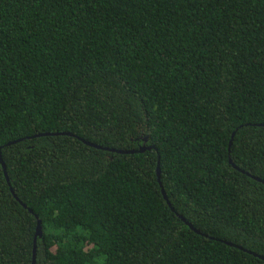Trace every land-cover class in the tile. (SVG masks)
Returning a JSON list of instances; mask_svg holds the SVG:
<instances>
[{
	"label": "trees",
	"instance_id": "16d2710c",
	"mask_svg": "<svg viewBox=\"0 0 264 264\" xmlns=\"http://www.w3.org/2000/svg\"><path fill=\"white\" fill-rule=\"evenodd\" d=\"M0 155V264H264V0H0Z\"/></svg>",
	"mask_w": 264,
	"mask_h": 264
},
{
	"label": "water",
	"instance_id": "95a60500",
	"mask_svg": "<svg viewBox=\"0 0 264 264\" xmlns=\"http://www.w3.org/2000/svg\"><path fill=\"white\" fill-rule=\"evenodd\" d=\"M45 135H47V134H43L42 136H45ZM48 135H49V134H48ZM87 144H88V145H91V144H89V143H87ZM91 146H94V145H91ZM94 147H95V146H94ZM97 148H100V147H97ZM149 149H151V148H149ZM107 151H111V152H115V153H119V154H132V153H136V152L143 153V152L145 151V148H142V149L139 150V151H126V152H124V151H116V150H107ZM159 159H160V158H159ZM0 160H1V164L3 165L4 169L6 170L5 165H4V162H3L2 158H1V155H0ZM230 164H231L235 169L239 170L231 160H230ZM6 175H7V173H6ZM158 177H159V180H160V168H158ZM257 180H259V179H257ZM162 192H163L164 198L167 200V196H166L164 190H163ZM181 219H182L184 222H186V220H185L184 218L181 217ZM187 224L190 226V228L194 229V227L191 226L189 223H187ZM38 237H42V227H41V222L38 223L37 234H36V240H37ZM229 245H231V244H229ZM33 258H34V259H33V264H36V246H35V249H34V256H33Z\"/></svg>",
	"mask_w": 264,
	"mask_h": 264
}]
</instances>
